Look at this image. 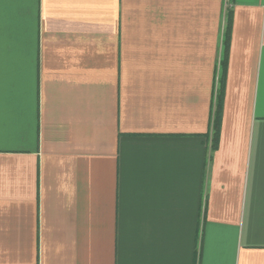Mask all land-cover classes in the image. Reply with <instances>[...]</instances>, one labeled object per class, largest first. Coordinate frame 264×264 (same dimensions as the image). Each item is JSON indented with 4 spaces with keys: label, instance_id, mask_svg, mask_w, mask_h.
<instances>
[{
    "label": "crops",
    "instance_id": "crops-1",
    "mask_svg": "<svg viewBox=\"0 0 264 264\" xmlns=\"http://www.w3.org/2000/svg\"><path fill=\"white\" fill-rule=\"evenodd\" d=\"M0 264H264V0H0Z\"/></svg>",
    "mask_w": 264,
    "mask_h": 264
},
{
    "label": "trees",
    "instance_id": "trees-1",
    "mask_svg": "<svg viewBox=\"0 0 264 264\" xmlns=\"http://www.w3.org/2000/svg\"><path fill=\"white\" fill-rule=\"evenodd\" d=\"M230 35H231V23H229V29H228V32H227V41L230 38ZM226 45H227V48H228L229 42H226ZM227 53H228V49L225 52L226 57H227ZM219 128H220L219 120H217L216 123H215V129H216L215 141L218 139ZM215 146H216V144H215Z\"/></svg>",
    "mask_w": 264,
    "mask_h": 264
}]
</instances>
